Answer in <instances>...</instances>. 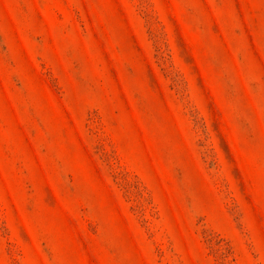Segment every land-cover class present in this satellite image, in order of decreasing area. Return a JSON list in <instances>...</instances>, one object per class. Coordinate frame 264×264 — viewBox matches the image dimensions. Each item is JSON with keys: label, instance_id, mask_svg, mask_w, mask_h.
Masks as SVG:
<instances>
[{"label": "rangeland", "instance_id": "374dc122", "mask_svg": "<svg viewBox=\"0 0 264 264\" xmlns=\"http://www.w3.org/2000/svg\"><path fill=\"white\" fill-rule=\"evenodd\" d=\"M0 264H264V0H0Z\"/></svg>", "mask_w": 264, "mask_h": 264}]
</instances>
